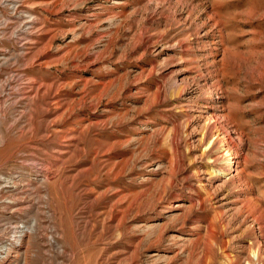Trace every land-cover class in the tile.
<instances>
[{
	"label": "rangeland",
	"instance_id": "374dc122",
	"mask_svg": "<svg viewBox=\"0 0 264 264\" xmlns=\"http://www.w3.org/2000/svg\"><path fill=\"white\" fill-rule=\"evenodd\" d=\"M0 264H264V0H0Z\"/></svg>",
	"mask_w": 264,
	"mask_h": 264
},
{
	"label": "bare ground",
	"instance_id": "6f19581e",
	"mask_svg": "<svg viewBox=\"0 0 264 264\" xmlns=\"http://www.w3.org/2000/svg\"><path fill=\"white\" fill-rule=\"evenodd\" d=\"M227 156L229 157L227 159V163L229 164V166L227 167H231L233 165V159L235 158L229 151L226 152ZM262 254V253H261Z\"/></svg>",
	"mask_w": 264,
	"mask_h": 264
}]
</instances>
